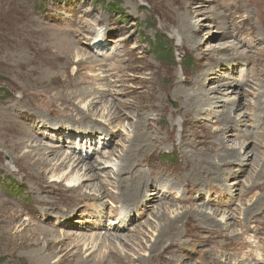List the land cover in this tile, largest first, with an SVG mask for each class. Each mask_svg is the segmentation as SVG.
Returning a JSON list of instances; mask_svg holds the SVG:
<instances>
[{
	"label": "rangeland",
	"instance_id": "rangeland-1",
	"mask_svg": "<svg viewBox=\"0 0 264 264\" xmlns=\"http://www.w3.org/2000/svg\"><path fill=\"white\" fill-rule=\"evenodd\" d=\"M138 1L141 4L139 9L133 4H128L131 0H0V114L2 115L1 122L4 125L9 119L13 120L10 129L0 134V214L10 216L16 212L19 213V219L16 221L17 223L13 224L14 227L8 235L9 238L11 235L22 236L26 231L25 228H35L34 224L33 226L28 224L29 218L35 219V222H39V225L47 231V234L35 237L32 234L31 239L36 241L37 238L38 244L34 243L30 248L22 245L13 249L7 248L6 244H8L9 239L1 231L0 264H36L30 262L26 253L37 250L43 251V249L45 254L56 253V256H60L61 262L65 264H75L76 260L86 261V264H95L96 258L104 264L116 263L117 260L113 261V259L106 258L108 251L104 248L94 251L90 255L91 260H88L90 256L83 259L84 250L82 247L79 248L74 245L78 235L106 232V227L110 226L108 224L112 219L110 215L128 210L124 193H120V188L117 186L108 187V197L105 196L107 201H103L104 203L93 199L88 203L84 201L81 203L67 202L65 199L63 200V193L57 194L56 191L50 195L49 206L44 205L38 201L36 190L32 189L38 187L36 182L41 178L37 175L46 168L45 163L37 160L41 158L42 154H38L36 158L24 157L23 154H27V150L34 149L30 146V141H37L41 142L42 147H44L43 144H48L46 147L53 146L55 148L56 151L52 152L49 158L54 157L56 152H59L58 156L72 152V155L87 153L88 156L84 157L88 164L97 161L100 163L102 159L110 160V157L116 159L119 151L123 149V145H131L127 141L123 144L122 138H126L127 135H134L143 118L139 122L137 119L144 112L150 114L148 122H152L158 128L161 127L160 132L162 134L169 133L168 128L171 121L174 119L179 123L181 120L180 115L171 116V111L177 109L183 101L182 98L171 97L174 96L175 83L170 76L175 74L179 78L188 77V75L192 77L193 74L202 71L215 60H221L232 54L230 51L213 52L212 49H209L212 43H224L229 41L231 37L228 35L215 41L205 37L206 30L211 28L202 25L204 16L210 17L207 19L208 23L212 21L213 15L220 18L217 21L220 22H216L217 24L212 27V34H221L217 31L220 30L222 24L228 25L236 22L240 25V30L235 33V36L239 35L237 38H242L241 41L245 42V46H243L251 50L250 59L245 65L236 66L233 73L232 70L230 72L237 82L249 78L255 86L254 83L262 81V89H264V0H201L204 7L201 9L202 11H199L200 14L197 15L194 11L191 13L197 29L196 35L202 39L197 51L189 48V44L185 43L186 45H184L182 43V39L177 34V29L174 27L179 25L181 28L180 20H183L187 13L184 8L179 6L180 0H172L171 3L169 0H164L166 5L161 0H150V4L148 0ZM154 1L159 4L156 10L152 8ZM197 1L199 0L195 2ZM191 7L190 10H192ZM155 12L160 15L163 12L167 13L171 26L166 28L161 25L156 19ZM232 29L234 28L232 27ZM71 32L77 35L78 46L87 52L90 58L87 59L85 65L82 64L85 66L83 68L79 62L70 59L69 56L65 57L61 53H55L58 58L51 72L62 73L61 79L64 76L67 78L68 75L78 73L79 77L88 82L94 72L98 73L99 68L101 71H105L104 73L108 75L107 81L115 80V89L119 91L115 94L116 98L130 101L133 105L142 106L139 111L140 114L138 113L135 118L123 117L119 120L123 127L118 124V127L114 128L117 121L112 125L108 123L109 121L98 124L89 119L90 116H82L78 112H72L65 108L71 101L75 103L80 101L79 98L73 99L68 96L80 86H87V83L71 88L63 87L62 80L60 82L56 78L53 79L52 83L50 81H33L36 77H43L42 72L46 71L48 66L42 59L34 60L32 58L36 53L28 44L34 45L35 43L39 46L54 44L56 38L60 39L66 35L65 33L70 34ZM103 32V45L94 47L91 36ZM11 37L16 38L17 51L12 49V45L9 43ZM256 39L259 41L258 43H256ZM242 50L240 49V51ZM23 52L30 54L26 58L27 64L39 67V73L35 74L30 71L29 66L25 69V74L21 72L24 70L14 68L15 59L13 60L12 54L17 53V56L20 57ZM199 53H202L204 58L200 59ZM93 58L98 63L96 62L93 67H90L88 62L94 61ZM30 59L34 62L29 63L28 60ZM142 63H149L151 68L140 69L139 65ZM222 67L224 69L221 70L224 72L223 75H220L222 77H219L221 82L227 80L225 74L229 70L227 66L222 65ZM101 71L99 72L101 73ZM121 73H125V76L120 77ZM145 77L154 78L146 81ZM216 83L217 81L207 83V90ZM125 84L126 86H124ZM153 89H156L161 98L160 105L165 107L163 114L160 111L159 115L154 112L158 108L157 105L155 107L157 103L151 102V98H149V91ZM250 89L252 90V88ZM23 91L27 93V96L22 99L20 96ZM253 91L256 92L255 89ZM111 97H114V94ZM250 97H253V94H250ZM263 97H261L262 100H264ZM118 99L116 102H119L117 104L121 106L119 110L134 112L130 107H125ZM242 101L245 102V99ZM7 104L9 107L14 106L15 109L12 107L7 109ZM253 104L243 105V108L236 113L247 110L250 131L251 129L255 132L264 131V114L262 113L264 104L258 103V106H251ZM181 109L180 112L184 113L186 108L183 105ZM218 109L221 110L222 108ZM158 117H160L159 121L161 120V122H157ZM259 117H261L259 122L254 120V118ZM106 120H109V117H106ZM188 122L187 132L189 130L197 133L196 139H198L193 138L200 143L199 148L207 146L206 144L201 145L203 141L215 144L214 136L218 135L217 129L220 127V122L214 116L208 115L197 123ZM70 126L71 129L86 131L89 136H94V138L92 141H88V139L78 138L77 134L70 135L72 134L69 132ZM57 128L63 131H57ZM180 129L178 124V127L175 128L176 134L172 136L169 133L172 138L171 142L173 141L170 143L171 145L167 144L169 142L165 140L156 148L157 150L155 149L144 158V162H151V170H157L159 173L156 176L154 172H151L152 177L150 178L152 181L158 182L157 186L160 187H154L158 189L159 194L164 193L165 195L163 197L158 196V200L153 202L159 204H167L168 202L172 204L170 208L184 207L186 213L191 217L188 218L184 215L182 219L169 223L171 227L164 235V240L171 243L166 244V249L159 251L149 249L152 244L151 240L155 239V236H152V232L147 230V224L142 225L148 220L149 224L155 226V222L150 219L153 218V209L145 212L136 221L126 223L125 226L121 227L122 231L119 233L127 234L128 239L137 238V241H134L139 246L142 243L146 246L144 250H141L137 245L124 241L119 252L128 253V257H124L123 261L125 264H264V161L263 164L256 167V170L253 166H246L245 173L229 177L227 181L220 177L204 175L203 172L195 170L189 162L185 163L186 149L191 147L179 146L176 142ZM234 131V128L230 130V132ZM22 139H25L24 143L18 142ZM239 139L241 137L233 136L229 143H238ZM248 140L250 139L246 141ZM253 142L256 144V141ZM261 142L264 145V135L261 137ZM164 144L169 145V147L166 148L167 146H163ZM255 144L252 143L250 147L252 148ZM111 150L115 151V155H109ZM263 150L264 146L261 148V151ZM48 165L49 168L52 167L50 163ZM145 167L147 166H144V169ZM233 167L238 168L237 163L231 166V168ZM51 175L52 172H49L48 180ZM160 176H163L162 181H159ZM237 177L242 178L243 182L240 184V188L231 191L230 195L228 183ZM102 179L103 177H98L95 182ZM149 183L150 181L148 186L144 187L145 190L151 188ZM126 185L128 184L126 183ZM197 206H202L201 208L208 212L211 210L223 212V210L232 209L235 217L230 220V224L222 228L219 224L214 223L212 218L202 219L201 216L192 215ZM26 207H32L35 212L27 213ZM188 207H192V209ZM82 210H85L87 215H99V223L103 230L94 229V227L84 229L76 225H68L67 227L60 225V222L64 223L68 220L71 222L70 218L73 221L86 218ZM36 212H40L41 218H31L37 216ZM19 223L24 225L21 226ZM87 224L89 225L88 222ZM138 231L146 232L147 235L137 234ZM63 232L68 233L69 238L65 239L62 249L60 247L54 249V246H60L59 242L63 240L60 235ZM136 235L143 237L144 241H150L140 240L142 243H138L139 237ZM46 238H48V242H45ZM51 258L50 260L54 261Z\"/></svg>",
	"mask_w": 264,
	"mask_h": 264
},
{
	"label": "bare ground",
	"instance_id": "bare-ground-1",
	"mask_svg": "<svg viewBox=\"0 0 264 264\" xmlns=\"http://www.w3.org/2000/svg\"><path fill=\"white\" fill-rule=\"evenodd\" d=\"M195 1L196 0H180L179 6L181 8H184L185 11H187V13L185 14V17H183L184 19L180 20L181 28L179 27V25L174 27L177 29L176 30L178 32L177 34L182 39V43L184 45L189 44V48H191L194 51H197L198 46H200V43L202 42V39L196 35L197 29L195 27L196 26L195 23H193V16L191 17V13H193L194 11L195 13H197V15L200 14L199 11H202L201 9L204 7V3L201 0L197 2ZM148 2L150 4L151 1L148 0ZM169 2L171 3L172 0H169ZM153 3L154 5H152V8L156 10L159 4L155 1ZM128 4L130 5L133 4L134 7H136L137 9L141 7V4L139 3L138 0H131V2ZM190 7L192 10L189 9ZM155 13L157 15L156 19L161 23V25L165 26L166 28H169L171 26L167 13L163 12L164 14L161 13V15L157 12ZM208 18L210 17L204 16V18H202L203 19L202 22H204L202 25L211 28L206 30L207 32L205 33L206 34L205 37H208V39L211 41H215L216 39L223 38L228 35H230L231 37L229 41H226L224 43L222 42L212 43L209 46V49H212L213 52L230 51L232 52V54H230L226 58H222L221 60L220 59H218L217 61L215 60L212 64H209L207 67H205V69L203 68L202 71L198 72L197 74L196 73L193 74L194 76L192 77L188 75V77L185 76L184 78L183 77L179 78L175 74H172L170 76V78L174 79V83H175L173 90L174 96L171 97L172 98L178 97L179 99L182 98L183 101H181V105L177 109L171 111V116H174L176 114H177L176 116L180 115L181 120L179 119L180 121L179 123H177L176 120L173 119L168 128V132L171 133L172 136H174V134H176L175 128L178 127L179 124L181 129L179 131L178 137H176V142L179 144V146L184 145L191 147L188 150L186 149V154L184 155L185 163L189 162V164L195 170H199L203 172L204 175H208L210 177H220L222 180L227 181L229 177H234L235 175L245 173L246 166L249 165L253 166V168L256 170L257 166L263 164L262 162L264 161V150L261 151V148L264 145L261 142V137L264 135V131L255 132L253 129H251L250 131V127L248 126L249 116L247 110L246 111L242 110L238 113H236V111L240 110L241 108H243V105H247L248 103L249 104L254 103L251 106L254 105L258 106V103L264 104V100H262L261 98L264 96V89H262V85H263L262 81L259 83H254L256 84L254 86L252 83L253 81H251L249 78L247 79L244 78L241 82H237V80H234V77L232 75V73L236 70V66L245 65V63L250 59L249 53L251 50L246 49L244 47L245 42L241 41L242 38L241 39L237 38L239 37V35L235 36L236 35L235 33L240 30L239 27L240 25L236 22L235 24L234 23L228 25L222 24L220 30L217 31V33H221V34H212L211 32L212 27L220 22V21L217 22L218 19L220 18L216 15L215 16L213 15V17H211L212 21L210 23L207 22ZM114 27H116V25H114ZM232 27L234 29H232ZM65 34L66 35H64V37H61L60 39L56 38V43L54 44H49L45 46L35 45V43L34 45L28 44L30 48L36 53V55L34 54L32 58L34 60L42 59L43 61H45L46 65L48 66V68H46V71L42 72L44 74L43 77H36L33 79V81L34 82L50 81L52 83L53 79L56 78V80L59 79L60 82L62 80L63 87L67 86L71 88L73 86L74 87L78 86L82 83H87V86H80L72 94L69 92L70 94L68 97L73 99L79 98L80 101L78 103L71 101L70 104L67 105L65 108L72 112L74 111L78 112L82 116L84 115L90 116L89 119H91L93 122H96L98 124L105 123V121H109L108 123L112 125L117 121V123L114 125V128H117L118 124L121 127H123V124H121L119 120H121L123 117L135 118L136 115H138L142 106L139 104L133 105V103L131 104L130 101L122 100V99L119 100L118 97L116 98L115 94H117L119 91L115 89V85H116L114 82L115 80L112 79L110 81H107L106 78L108 75L107 73H104L105 71H101L99 68V71H101V73L99 71L98 73L94 72V74L90 76L91 78L88 82L83 80L82 77H79V74L76 72H75L76 74L68 75L67 78L64 76V78L62 79H61L62 73H57V71L51 72V69L55 64V61L58 58L55 53H61V55L65 57L69 56L70 59L79 62L80 65L82 64L85 65V63H87V59L90 58V56L88 57L87 55L88 53L84 52L83 49L78 46L79 40H77L76 38L77 35H75V33L73 34V32H71L70 34L67 33ZM103 35L104 32L102 34L100 33V34H96L95 36H91V41L93 40L92 45L94 47H101L103 45L102 44L104 40L102 38ZM257 39L255 40L256 43L259 42ZM15 41L16 38L11 37V41H9V43L12 45V49L17 51L16 47L18 43L15 44ZM240 49L243 50L240 51ZM27 50L30 51V49ZM20 55L21 56L19 57L17 56V53L12 54V56L14 57L13 60L15 59L14 61L15 67L13 65L12 66L14 68H19L21 70H24L21 72L25 74V69L30 65L27 64L26 58H28L30 54H28L27 52L26 53L23 52ZM198 57L200 59L204 58L202 53H199ZM69 58H66V60H69ZM93 60L94 61L88 62L90 67H93L94 64L97 62L95 61L94 58ZM28 62L33 63L34 61L30 59L28 60ZM222 65L227 66L229 69L228 73L225 74V78L227 80H224L223 82H221L219 78L222 77L220 75H223L222 73L224 72L221 70L224 69V67L221 68ZM139 66L140 69L151 68V65L149 63H142ZM82 67L84 68L85 66L82 65ZM28 68H30V71H33L35 74L39 73L40 71L39 67H37L36 65L29 66ZM231 70L232 73L230 72ZM124 76L125 73L124 74L121 73L120 77H124ZM149 79L151 78L145 77L146 81ZM102 80H106V81L100 82ZM216 81H217L216 85L213 84V86L207 90L206 84ZM112 82L114 84H111ZM126 84L124 86H126ZM247 87L252 88V90ZM156 89L149 91V98H151L150 100L151 102L157 103L155 104V107L157 105L158 108H156L154 112L159 115V111L161 114L164 113L163 111L165 107L163 105H160L162 101ZM254 89L256 90V92L253 91ZM112 94H114V97H111ZM250 94H253V97H250ZM26 96L27 93L23 91L20 97H22L23 99ZM117 99L121 101V103L125 107L128 106L130 107V109H133L134 112H132L131 110L128 112L119 110L121 106L120 104L119 105L117 104L119 103L116 102ZM243 99H245L246 103L242 101ZM183 105L186 108L183 111L184 113L180 112L182 111L181 108H183ZM11 107L15 109L14 106L9 107V105L7 104V109H11ZM218 108H222V109L220 110ZM262 113L264 114V108L262 110ZM18 114H24V113H18ZM149 115L150 114L147 112L141 113L140 117L137 120L139 122L140 119L142 118L143 119L138 124L137 130L134 132V135L133 136L127 135L126 138L125 137L122 138V143L127 141L130 142L131 145L130 146L123 145V149L119 151V155L118 157L116 156L117 157L116 159L110 157V160L102 159L100 163L97 161L96 163L88 164L85 161V157H84V156L86 157L88 156L87 153H83L80 155L78 154L72 155V152L62 155L60 154L59 156H58L59 152H56L54 157L49 158V155H51L52 152L56 151L55 148L53 146L46 147L48 144H43L44 147H42L41 142H37V141H30L31 142L30 146L34 147V149L27 150L28 153L23 154L24 157H35V158L38 156V154H42L41 158H38L37 160L45 163L46 168H44L42 172L39 175H37L42 179V180L40 179L39 181L37 180L36 184H38V187L32 189L36 190V192L38 193V201L44 203V205L49 206L51 200L50 195L56 191L57 194L63 193V200L65 199L67 202L75 201L77 203L79 202L81 203L83 201L85 203L86 202L88 203L91 199L100 200L102 202L107 201L105 199V196L108 195L107 188L110 186L111 187L117 186L120 188V193H124L123 195L125 197V203L127 204L128 210L126 209L125 211L120 212L118 214H111L110 216L112 217V219H110L108 224L110 226L106 227L107 229L106 232L95 233L92 235L82 234L76 236V240H75L76 243L74 246L76 247L78 246L79 248L82 247V250H84V254H85L83 259H87L88 256H90L92 253H94V251L98 250L99 248H104L108 251L106 255L107 259L110 260L113 259V261L117 260L116 263L113 262V264H125V261L123 260L126 257H128V253L123 254L122 252H119V248L122 245V243H124V241L126 243H133L138 247H140L141 250H144L146 245H144L142 241H140L143 240V237L136 235L137 237H139L138 243L140 242L143 244V245L141 244L142 246L141 245L139 246V244H137V242L134 241V240L137 241V238H135L134 240L128 239L127 234L119 233V231H122L121 227L125 226L126 223L131 221H136L141 215H143L145 212L149 211L150 209H153L154 211L153 218L150 219L155 222V226L153 227L151 223L149 224L148 220L145 221L142 225L145 226L147 224L146 225L147 230L152 232L153 234L152 236H155V239H152L151 237L152 244L151 245L149 244L150 245L149 249L151 251H159L161 249H166V244H168L170 241L166 242L164 240V235H166V233L169 231V228L171 227V224L169 223H174L177 220L182 219L184 215L185 217L188 216V218L191 217L188 215V213H186V208L184 207L178 206V208H174V207L170 208L172 204L168 202L167 204H159L158 202H153L154 200H158L157 199L158 196L163 197L165 195L164 193L159 194L158 189L154 187V186L160 187L157 186L158 182H154L150 178L152 177L151 172H154L156 176H158L159 173L157 172V170L156 171L151 170L152 163L149 161L144 162V158H146L165 140L169 142L167 144L173 143V141L171 142L172 138L169 133H163L165 134L163 135L160 132L161 127L158 128L152 122L151 123L148 122ZM208 115L214 116L220 122L219 123L220 127L217 129L218 135L214 136L215 138L214 145L210 144L209 142L206 143L203 141L201 142V145L203 146L204 144H206L207 146L205 145L206 147L199 148L200 143L194 140V138L196 139L197 133L195 131L191 132L189 130L187 132V127L189 124L188 121L197 123L200 122L202 118L208 117ZM1 116L2 115L0 114V134H2V132H4L5 130L6 131L9 130L10 127L12 126L11 123H13V120L9 119L8 122H6L7 124L5 125L2 124ZM106 117H109V120H106ZM261 117L254 118V120L259 122ZM159 118L160 117L157 118V122H161V120L159 121ZM232 128L235 129L234 132H230ZM57 129H58L57 131H63L60 128ZM69 129H70L69 132L72 133L69 134L70 135L77 134L78 138L88 139V141H92V138H94V136H89V133H86V131L80 129L79 130L71 129V126L69 127ZM240 132H242V134H240ZM27 134L29 135L28 132ZM99 136L101 138V135ZM233 136L241 137L238 143H234L235 145L229 143V141ZM30 138L31 136L29 137V140ZM247 139L250 140L246 141ZM241 140L246 142H242ZM253 141H256V144ZM18 142L24 143L25 139L18 140ZM252 143L255 144V146L253 145V147L251 148L250 145ZM163 146H167V145L164 144ZM168 147L169 145L166 148ZM109 155L110 156L115 155V151L111 150L109 152ZM48 163L52 165L51 168L48 167L49 166ZM234 163H237L238 168H234V167L231 168V166ZM143 165L147 167H145L144 169ZM144 170L146 171L144 172ZM49 172H52V175L51 178L48 180L47 175ZM98 177L101 178L103 177V179L100 180L99 182H95L96 178ZM159 179H160L159 181H162L163 176H160ZM149 181H150L149 186L151 188H147V190H145L144 187L148 186ZM242 182H243L242 178L237 177L228 183L229 186L228 192L230 193V195H231V191L240 188L239 186ZM126 183L128 185H126ZM123 187L125 188L121 189ZM164 191L165 189L163 190V192ZM201 207L202 206H197L194 209L192 215L201 216L202 219L212 218L214 219V223L219 224L220 226H222V228L225 227V225L230 224V220L233 217H235L234 213L232 212V209L229 210L230 212L224 210L223 212H219V210H211L210 212H208L205 209L203 210ZM188 208L192 209V207H188ZM26 211L27 213H33L35 212V209H33L32 207H28V208L26 207ZM85 213L86 211L84 210L83 215H86V218L75 219L74 221L70 218L71 222H69V220L64 223L60 222V225L65 227H67L68 225H76L79 227H83L84 229H90L89 227H94V229L103 230L101 224L99 223L100 220L99 215L91 216V214L87 215V213L86 214ZM36 215H37L36 217H31V218L33 219L41 218L40 212L38 213L36 212ZM18 219H19L18 212L10 216L0 214V232L3 231V235H6L7 236L6 238L9 239L8 244H6L7 248L13 249L22 245H25L27 248H30L31 245H33L34 243L38 244L37 238H36L37 242L34 239H31L32 234L34 235V237L37 235L47 234V231L43 228V226L39 225V222L36 223L35 219L31 220L29 218L28 224H32V226L34 224L35 228L33 227L25 228L27 232L25 231L22 236L11 235L9 238L8 235L11 233L10 231L14 227L13 224ZM78 220L80 221L77 222ZM87 222L89 223V225L87 224ZM23 225L24 224H21V226ZM137 234H141L142 236L147 235L146 232L141 233L139 231ZM61 236L63 237V240L59 242L60 246L58 247L54 246V249H57L59 247L60 249H62L65 243V239L69 238V234L66 232H63L60 235V237ZM45 240H46L45 242H48V238H46ZM149 241L150 240H146L144 242H149ZM26 254H27V258L30 260L31 263L35 262L36 264H65L61 262L62 259L60 256H56V253L45 254L44 249L43 251L40 250L31 251L30 253L27 252ZM51 256L53 257L51 258ZM50 258L54 259V261L50 260ZM91 259L92 258L90 256L88 260ZM75 264H86V261L76 260ZM95 264H104V263L96 258Z\"/></svg>",
	"mask_w": 264,
	"mask_h": 264
}]
</instances>
